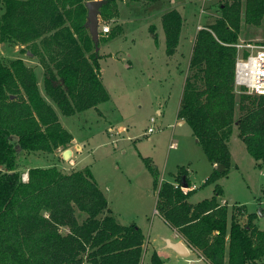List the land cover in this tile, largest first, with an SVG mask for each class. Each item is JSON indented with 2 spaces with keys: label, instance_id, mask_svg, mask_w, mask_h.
Listing matches in <instances>:
<instances>
[{
  "label": "trees",
  "instance_id": "trees-1",
  "mask_svg": "<svg viewBox=\"0 0 264 264\" xmlns=\"http://www.w3.org/2000/svg\"><path fill=\"white\" fill-rule=\"evenodd\" d=\"M88 1L0 0V40L30 46L45 69L46 94L67 116L109 99L101 55L86 27ZM219 11L213 23L196 33L178 111L208 160L218 165L206 179L216 183L214 194L193 204L189 198L195 189L186 194L181 189L185 182L192 186L187 169L180 168L176 183L159 184L158 172L148 167L158 189V212L210 264H264V229L255 223L256 213L243 224L239 217L244 212L222 203L217 183L230 172L228 140L234 124L248 152L264 167V95L237 93L234 85L242 15L245 24L261 26L264 0H228ZM118 12V0L101 7L105 18ZM162 19L166 53L173 56L184 18L174 8ZM121 32L115 26L104 39ZM35 70L20 57L9 64L0 60V264H141L146 235L136 223L124 225L112 215L89 167L72 172L55 165L32 167L27 180L17 170V146L54 152L67 149L74 139L43 95ZM151 259L164 264L156 252Z\"/></svg>",
  "mask_w": 264,
  "mask_h": 264
},
{
  "label": "rangeland",
  "instance_id": "rangeland-1",
  "mask_svg": "<svg viewBox=\"0 0 264 264\" xmlns=\"http://www.w3.org/2000/svg\"><path fill=\"white\" fill-rule=\"evenodd\" d=\"M174 1L118 0V16L105 18L100 14L101 80L109 99L96 108L64 115L46 94L40 75L43 95L55 106L63 126L82 140L84 148L76 150L78 143H71L68 148L75 150L74 155L64 159L63 148L54 152H28L17 146L16 163L23 179H28L32 167L55 165L63 172L89 167L108 198L112 215L122 224L141 226L163 263L208 264L195 253L175 256L171 250L163 249L166 243L162 234H171V230L156 213L158 189L148 164L158 171L159 184L161 181L176 183L180 168L187 169L191 184L197 188L189 198L193 204L214 194L216 183L207 184L206 179L215 166L189 124L178 117V111L196 33L199 27L213 23L220 16L219 6L228 0ZM172 5L184 15L189 36L182 37L177 54L170 56L166 53L162 16ZM242 21L239 42L264 43V22L261 26L247 25L244 14ZM105 25L110 26L111 32L113 27H121L122 32L106 40L104 36L110 32H102ZM155 30L159 37L157 43ZM23 46L0 40V60L9 64L17 57L28 59L30 46ZM40 69L42 74L44 69ZM152 117L154 123H151ZM152 126L154 132L148 133ZM121 127L125 128L124 132ZM239 130L234 124L228 140L232 156L230 172L217 181L223 189L221 201L230 209L240 206L244 214L239 219L243 224L247 223L248 214L256 213L255 223L264 229V167L260 168L248 152ZM143 264H152L149 255Z\"/></svg>",
  "mask_w": 264,
  "mask_h": 264
},
{
  "label": "built area",
  "instance_id": "built-area-1",
  "mask_svg": "<svg viewBox=\"0 0 264 264\" xmlns=\"http://www.w3.org/2000/svg\"><path fill=\"white\" fill-rule=\"evenodd\" d=\"M110 31L111 28L109 25L103 26V33H109ZM235 46L237 47L238 57L236 58L234 74L236 92L258 96L264 95V43L239 42ZM154 122L155 118L152 117L151 123ZM154 130L152 126L148 128V133H153ZM172 146L174 144H171ZM24 180H27V178ZM195 188V185L191 187L181 185V189L185 194Z\"/></svg>",
  "mask_w": 264,
  "mask_h": 264
},
{
  "label": "crops",
  "instance_id": "crops-1",
  "mask_svg": "<svg viewBox=\"0 0 264 264\" xmlns=\"http://www.w3.org/2000/svg\"><path fill=\"white\" fill-rule=\"evenodd\" d=\"M174 2H176V0L174 1ZM174 5H172V6H170V7H168V8H166L165 10H164V13H166L167 11H169V10H171V9H174V8H176V7H173ZM177 9V8H176ZM163 11V10H162ZM163 13V14H164ZM183 15V14H182ZM183 18H184V15H183ZM201 27H203V26H201ZM188 31V25H187V23H186V19L184 18V26H183V29H182V32H181V36H180V42L182 41V37L185 35H188L189 36V34L187 33V31ZM155 32L157 33V31L155 30ZM157 37H158V33H157ZM191 37V36H190ZM193 45H194V43H192V49H191V54H192V50H193ZM22 47H24L23 45H22ZM177 50H179V49H177ZM27 53L30 55L29 56V58L28 59H26V58H23L24 60H25V62H26V64L27 65H29V66H32V67H34L36 70V74H37V77H38V80H39V83H40V75H42L41 77H42V79H43V82H44V77H45V69H44V67L41 65V63H40V61H39V59H38V56H36L34 53H33V51L29 48L28 49V51H27ZM176 54H177V52H176ZM190 57H192V56H190ZM17 58H19V57H17ZM127 66L129 67L130 66V63H127ZM102 67V66H101ZM40 68H42V69H44V71H43V73L41 74L40 73ZM101 71H102V69H101ZM102 73V72H101ZM182 122V121H181ZM111 128V127H110ZM120 130L121 131H125V128L124 127H121L120 128ZM73 137H74V139H73V141H72V143H75V142H77L78 143V145H76V150L77 149H80V151H82L83 150V148H84V143L82 142V140H79L74 134H73ZM71 149V151H72V154H71V156L73 157V155H74V149L73 148H70ZM65 151V150H64ZM64 151H62V152H64ZM62 154V153H61ZM215 167H217L218 165H214ZM215 167H213V168H215ZM157 171V170H156ZM188 171V170H187ZM158 172V171H157ZM187 176H188V178H189V175H188V172H187ZM190 179V178H189ZM191 181V180H190ZM162 182V181H161ZM193 186V185H192ZM196 186V185H195ZM196 189L197 188H195V191H196ZM194 191V192H195ZM104 192V191H103ZM105 194V193H104ZM157 199H158V191H157ZM222 203H225V201H222ZM156 213L158 214V216L165 222V224L170 228V230H171V234L169 233V234H162V236H163V240H164V242L166 243L164 246H163V249L164 250H171V252H173V254H176L175 256H183V254H180V253H178V252H176L174 249H172V248H170V247H168V245H167V239L170 241V242H172V243H175V242H183L184 243V245L186 246V248H187V250H188V253L187 254H184V256H189L190 254H192V253H195L196 255H199V257H200V259L202 258V260L204 259L206 262H208L206 259H205V257L199 252V251H197L196 249H194L188 242H187V240L184 238V236H182V234L177 230V229H175V228H173V227H171L168 223H167V220H165V218H163L161 215H160V213L158 212V210H157V208H156ZM124 225H126V224H124ZM141 227V226H140ZM141 229L143 230V228L141 227ZM67 230V229H66ZM143 233L145 234V232H144V230H143ZM147 236V235H146ZM146 236H145V238H146ZM154 252H156L157 253V251H156V248H155V246H153V244H152V242H151V240H150V236H149V238L147 239L146 238V241H145V245H144V254H142V259H141V264H143L144 263V260H145V258L149 255L150 256V258L152 257V254L154 253ZM158 254V253H157ZM169 254V253H168ZM160 255V254H159ZM168 256H170V255H168ZM173 258H178V257H173ZM165 264V263H164ZM208 264H210L209 262H208Z\"/></svg>",
  "mask_w": 264,
  "mask_h": 264
},
{
  "label": "water",
  "instance_id": "water-1",
  "mask_svg": "<svg viewBox=\"0 0 264 264\" xmlns=\"http://www.w3.org/2000/svg\"><path fill=\"white\" fill-rule=\"evenodd\" d=\"M107 3V0H90L86 3L87 7V22L86 27L90 31V34L92 35L94 44L96 46V52H99V42H100V31H99V25H100V14H101V7ZM15 96L11 95V98H14ZM72 154V151L70 148L65 149L63 152L64 159H69ZM184 186H188L185 182L183 184ZM167 245L168 247L174 249L176 252L180 254H187L188 250L183 242H175L172 243L167 239Z\"/></svg>",
  "mask_w": 264,
  "mask_h": 264
}]
</instances>
